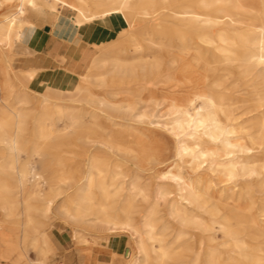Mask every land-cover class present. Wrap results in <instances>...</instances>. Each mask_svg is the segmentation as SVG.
Instances as JSON below:
<instances>
[{
  "label": "bare ground",
  "instance_id": "obj_1",
  "mask_svg": "<svg viewBox=\"0 0 264 264\" xmlns=\"http://www.w3.org/2000/svg\"><path fill=\"white\" fill-rule=\"evenodd\" d=\"M36 17L53 22L64 45H78L85 25L107 37L114 21L118 33L91 59L86 49L61 57L81 81L36 92L35 71L12 66L16 53L33 52L23 37ZM221 62L238 73L259 66L248 83L264 85V0H0V264H50L58 244L29 200L52 212L60 182L74 189L61 211L76 221V238L89 241L96 226L126 232L128 264H264L255 194L264 191V90L250 93L251 114L236 115ZM131 82L171 107L174 158L144 128L146 113L135 119L130 99L91 85ZM50 148L66 155L42 193L32 168ZM169 222L178 225L172 239Z\"/></svg>",
  "mask_w": 264,
  "mask_h": 264
},
{
  "label": "rangeland",
  "instance_id": "obj_2",
  "mask_svg": "<svg viewBox=\"0 0 264 264\" xmlns=\"http://www.w3.org/2000/svg\"><path fill=\"white\" fill-rule=\"evenodd\" d=\"M28 14L30 17H34L31 11ZM42 20V23L40 22V24L36 25L42 27V25L46 22L51 27L49 30L52 31L51 33H53V22L50 20L48 22L43 18ZM115 24L116 23L113 21L112 33L107 37L105 35L103 36L102 32H100L97 33L94 38H91L89 42L85 44V47L84 44L82 45V47H84V49H86L88 52V59H91V57L95 55L94 53L99 51L101 44L109 42L115 38L116 33H118L115 28ZM87 29H90L89 26H82L80 31L85 33L87 32ZM16 54L12 60V63L13 65L18 66L15 61L18 55L22 53ZM71 64L75 67L73 61ZM218 67L219 70L217 73L219 74V82L226 86V89L224 90L229 92L227 97L232 98L235 101V104L238 106V108L234 110V113L236 115H240L241 118L251 114L249 113V109L252 104V101L250 100V93L264 90V85L259 84L258 86L255 84V81H251V83H248V81L251 80V78L258 79L257 76L260 74V67L258 66L254 68V70L250 73L243 70L241 73H238L237 70L234 68L232 69L231 66H227L225 62H221ZM76 70V72L79 74L77 78L78 80L80 79L79 81H81L80 74L82 71L79 68H76ZM91 85L94 90L108 94L111 98L130 99L132 101V106L128 109H125V111H127L126 113L129 115H135V119H137L140 114L146 113V115L142 117L145 120L144 128L146 126H151L152 128H149L150 130L148 132H150L158 140L166 143L168 148L167 155L174 158V147L176 145L175 138L168 130L171 128V126H173L172 118L174 117V114L171 112V107H168L166 104H157L153 98L148 99L153 94L150 91L151 86L148 88H141L139 84L134 82L119 86L103 87V85ZM115 91H120L121 93L115 94ZM29 96L33 97L31 94H29ZM32 141L33 143L38 142L37 139H33ZM64 153L65 152L62 150L50 148L48 150H44L41 155H36V161L33 165L32 172L33 174H36V177H39L36 179V182L38 189L40 188L42 193L49 191V185L47 184L46 178L50 176V173L54 176H59L62 174L61 169L64 165L60 163L59 160L60 158L64 157V155H66ZM26 156V154H22L23 158H26ZM66 164L69 165V163ZM126 166L127 164L122 165L124 172H127V169L125 168ZM127 173H130V171L128 170ZM33 177L34 176L32 175L29 176L30 181L34 180ZM59 185L64 192L61 194V197H59L58 202L54 205L52 212L46 211L42 200H29L31 204L35 206L33 215H36L45 222L44 228L48 230V232H51L53 236L52 238H54L58 244L56 246L55 253L49 259L50 264H128V253L133 252L131 246L132 239L128 233L119 232V230L113 231L107 226H96V228L87 230L89 232V241L80 242L76 238V232L74 230L75 226H77L76 221L72 219V217L68 216V214H63L61 211L66 199L73 194L74 189L69 186V183L60 182ZM255 194L257 195V202L263 203L264 191L257 190ZM3 217L4 215L0 211V218L2 219ZM89 223L93 222L90 221ZM167 226V239H172V235L174 234L178 225L174 222H169ZM2 234L5 237L8 236V233ZM29 254L32 259L37 260V254L34 249H30ZM184 264H188V262H185Z\"/></svg>",
  "mask_w": 264,
  "mask_h": 264
},
{
  "label": "crops",
  "instance_id": "obj_3",
  "mask_svg": "<svg viewBox=\"0 0 264 264\" xmlns=\"http://www.w3.org/2000/svg\"><path fill=\"white\" fill-rule=\"evenodd\" d=\"M43 19L49 22L48 19ZM41 21H43L42 17H36L35 25L27 28L23 37V43L31 48L33 52L19 54L15 61L18 66L13 65V63L12 66L15 70L31 69L35 71L33 79L28 82L29 88L33 91L43 92L48 86L59 89L70 88L74 83L79 81L77 78L79 74L77 75L78 72H76L77 70L71 64L70 60L67 59L62 61L61 57H67L70 50L75 52L84 49L85 44L89 42L91 38H94L97 33H100L101 30L98 28L96 29V27H89L90 29H87V32L83 33L80 31V28H78L76 35L79 39V44L76 46L64 45V43H61L59 39L56 38L54 32L51 34L52 31L46 30V27L51 29L49 24L45 22L42 27L36 25L40 24ZM85 26L88 27V25ZM83 44L84 47H82Z\"/></svg>",
  "mask_w": 264,
  "mask_h": 264
},
{
  "label": "water",
  "instance_id": "obj_4",
  "mask_svg": "<svg viewBox=\"0 0 264 264\" xmlns=\"http://www.w3.org/2000/svg\"><path fill=\"white\" fill-rule=\"evenodd\" d=\"M46 30H49L48 27H46Z\"/></svg>",
  "mask_w": 264,
  "mask_h": 264
}]
</instances>
